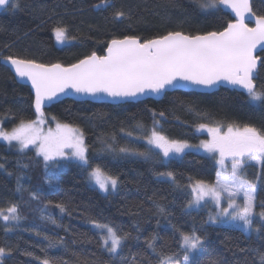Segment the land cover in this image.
Segmentation results:
<instances>
[{"label":"trees","instance_id":"16d2710c","mask_svg":"<svg viewBox=\"0 0 264 264\" xmlns=\"http://www.w3.org/2000/svg\"><path fill=\"white\" fill-rule=\"evenodd\" d=\"M201 2L110 0L113 6L104 7L101 0H21V8L4 10L0 13V28L3 29L0 30V120L3 128L12 130L20 120L36 118L30 88L19 84L1 63L4 56L16 55L40 63L68 66L92 52L104 55L113 38L135 35L143 40L171 30L202 34L219 30L232 19L222 9L202 10ZM252 4L254 11L264 13V0H253ZM117 10H123L131 18L114 19ZM56 24L68 29L70 43H57L52 31ZM260 56L264 59V52ZM256 83L264 86V71ZM44 112L84 132L90 162L118 176V188L115 193L103 194L90 185L86 172L79 168L46 170L33 150L21 152L0 141V164L3 165L0 168V208L7 209L15 204L21 216L19 223L8 228L0 219V247L12 249L4 264H39L35 257L44 258L45 255L66 264H76L77 258H99L103 264H124L122 260H111L102 251L99 233L89 224L88 218L112 223L131 233L122 253L128 258V264H132L133 256L138 264L141 260L159 264L158 254L161 253L182 256L180 234L193 230L205 239V249L196 257L198 264H210L214 259L222 264H243L245 260L247 264H259L256 252L241 249L264 253V230L256 236L239 228L208 226L207 210L187 208L191 199L188 177L210 184L216 180L218 167L209 156L188 151L180 158L161 163L158 159L113 153L107 149L106 142L113 147H142L137 140L150 133L156 119L158 131L169 139L198 145L210 138L199 132L201 123L213 127L250 124L264 129V106L254 105L243 93L221 88L212 94L175 91L167 93L160 101L146 99L118 105L66 99ZM160 112L164 113L163 118ZM137 125H143L144 132H140ZM128 132L133 138L127 136ZM250 169L251 174H260L264 180V170L260 168L257 174L256 169ZM166 171L175 173L182 187L156 175ZM46 172L59 178V189L46 182ZM33 193L39 199H34ZM61 202L68 205L71 215L61 214L54 206ZM261 202H264V187L260 183L258 208ZM157 205L165 209L163 214ZM42 216H52L57 224ZM202 226L207 228L206 232ZM153 235L157 237L155 253L146 243ZM45 237L62 238L64 244L49 249ZM25 252H32L34 256H27Z\"/></svg>","mask_w":264,"mask_h":264},{"label":"snow or ice","instance_id":"6c2138e0","mask_svg":"<svg viewBox=\"0 0 264 264\" xmlns=\"http://www.w3.org/2000/svg\"><path fill=\"white\" fill-rule=\"evenodd\" d=\"M101 3L104 7L113 6L110 0H101ZM22 6L21 0H0V8L5 11L17 10ZM199 6L204 11L226 10L232 15V19L226 21L221 29L202 34L171 30L143 40L135 35H125L123 39L113 38L107 45L105 55L92 52L68 66L61 63H40L35 59L16 55L4 56L5 66L10 67L19 82H30L33 90L32 108L36 118L20 120L11 131L0 127V139L10 146H17L21 152L26 149L35 151L46 170L79 168L86 172L90 183L102 192L111 194L117 190L119 177L90 162L85 135L78 126L62 123L53 116L50 119L55 127L45 129L43 126L49 119L45 116L46 107L65 97L96 100L111 97L127 101L139 100L142 96L166 95L171 89H217L222 86L243 91L251 103L264 106V86L256 83L260 79L261 71H264V59L256 55L258 48L264 51V13L258 14L253 10L252 0H202ZM113 17L117 20L131 18L123 10L115 11ZM52 31L58 43L68 42L66 27L56 24ZM155 116L154 112L153 117ZM159 116L163 118L164 113L160 112ZM158 125L159 121L154 119L150 133L139 137L149 146L146 151L113 147L107 142L106 147L109 151L124 156L134 154L146 160L158 158L161 163L184 155L186 149H202L216 159L221 171L217 173L215 184L188 177L187 187L190 189L191 199L187 208H199L213 203L217 211L214 215H209L208 226L227 223L242 228L249 234L262 233L264 202L259 204L260 210L257 211V183L246 179L244 170L246 167H259L264 170V129L250 124L234 123L213 127L201 123L198 129L206 130L211 138L201 141L199 145H191L186 141L169 139L157 131ZM137 127L143 128V125ZM127 136L131 137L132 133L128 132ZM13 142H16L15 145ZM2 167L0 164V168ZM156 175L166 177L177 187H182L172 171L158 172ZM257 181L264 187L261 177H257ZM46 182L57 189L61 187L55 174L46 172ZM32 196L39 199L36 193ZM238 199L242 202L237 203ZM222 202L226 206H222ZM48 203L52 204L51 201ZM54 206L61 214L71 215L67 204L61 202ZM157 208L161 214L165 212L163 207L157 205ZM257 218L259 225L255 223ZM0 219L5 222H18L21 219L18 206L11 204L7 209L0 208ZM42 219L57 224L52 216H42ZM88 222L98 230L102 251L111 260H122L124 264H128V258L123 257L122 253L131 233L124 232L112 223H101L92 218H88ZM202 228L207 231L204 226ZM36 235L39 236L40 233L37 232ZM45 239L49 249L64 244L62 238ZM156 240L157 237L153 235L146 242L153 253L156 252ZM180 246L182 256L158 254L159 264H198L196 257L204 251L205 239L195 230L181 233ZM241 251L256 252L259 264H264V253L255 249ZM11 252V248L0 247V264H4ZM25 255L34 256V253L25 252ZM35 259L39 264H66L63 260L48 258L46 255L44 258ZM131 261L132 264H138L135 256ZM76 264H103V261L99 258H77ZM139 264L148 262L141 260ZM210 264L222 262L214 259ZM243 264H247V260Z\"/></svg>","mask_w":264,"mask_h":264},{"label":"rangeland","instance_id":"374dc122","mask_svg":"<svg viewBox=\"0 0 264 264\" xmlns=\"http://www.w3.org/2000/svg\"><path fill=\"white\" fill-rule=\"evenodd\" d=\"M67 41L68 42H66V43H64V44H67V43H70V40L67 38ZM58 43V42H57ZM59 45H64V44H60V43H58ZM46 117H48L49 119L47 120V122H46V124L43 126L45 129H47L48 127H55V123L50 119V117H52V116H47V115H45ZM0 127H3V125H2V122H1V120H0ZM8 131H11V130H8ZM139 131L140 132H144V129H142V128H140L139 129ZM151 131V130H150ZM157 131H158V127H157ZM199 132L200 133H203V134H207L208 136H210V134L209 133H207V131L205 130V131H201V130H199ZM131 138H133V137H131ZM211 138V137H210ZM209 138V139H210ZM207 140V139H206ZM0 141L1 142H3V143H5V144H7L8 145V143L6 142V141H4V140H2V139H0ZM203 141V140H202ZM137 142H139V144L140 143H142V144H140V145H142V147L141 146H138L137 148H133V150H138V151H146L147 149H148V145H147V143H146V141L144 140V139H138L137 140ZM15 143L16 142H13V144L15 145ZM201 143V142H200ZM199 143V144H200ZM190 144V143H189ZM198 144V145H199ZM192 145V144H191ZM8 146H10V145H8ZM11 147H15L17 150H19L18 149V147L17 146H11ZM27 150H30V149H26V150H24V151H27ZM188 151H194V152H198V153H201V154H204V155H206V156H209L214 162H215V164L217 165V167H218V170H217V173L218 172H220L221 171V168H220V166H219V164L216 162V159H213L209 154H207V153H205L202 149H195V148H193V149H186L185 150V152H188ZM35 152V151H34ZM36 154V153H35ZM130 156H133V157H137V158H141V159H144L143 157H140V156H138V155H134V154H129ZM181 156H177V157H174V158H180ZM154 159H158V158H154ZM159 160V159H158ZM168 160H165L164 162H167ZM251 167H246V169L244 170V175H245V178L246 179H248V180H252L253 182H256L257 183V192H258V188H259V185H260V182H258L257 181V177H261L260 176V174L259 175H257V176H255L256 175V173L255 174H251V169H250ZM254 168V167H253ZM254 169H256V172H257V174L259 173V170H260V168L259 167H255ZM254 172V171H253ZM159 177H161V176H159ZM161 178H166V177H161ZM216 178H217V176H216ZM168 179V178H167ZM215 182H216V180H215ZM215 182L213 183V184H215ZM90 183V182H89ZM208 184H210V183H208ZM90 185L91 186H93V187H95V188H97L98 190H99V188L98 187H96L94 184H92V183H90ZM118 188V187H117ZM100 192H102L101 190H99ZM117 191V190H116ZM103 194H108V193H104V192H102ZM115 193V192H114ZM224 201H226V197H224ZM242 202V200L241 199H238L237 200V203H241ZM258 205V204H257ZM222 206H226V203H224V202H222ZM195 209H197V210H199V209H204V210H207L208 212H209V215L210 214H212V215H214L215 214V212L217 211V209H216V207H215V205L213 204V203H207L206 204V206H202V207H199V208H191V209H189V210H195ZM260 210V208H258L257 207V211H259ZM20 221V220H19ZM19 221L18 222H16V221H9V222H5L6 223V226H7V228L8 227H12L13 225H15L16 223H19ZM255 223L257 224V225H259V223H260V221H259V218H257L256 219V221H255ZM216 225H224V226H229V227H234V226H232V225H230V224H227V223H225V224H216ZM234 228H237V227H234ZM239 229H242V228H239ZM9 230H12V229H9ZM96 230V229H95ZM243 230V229H242ZM98 231V230H97ZM244 231V230H243ZM247 233V232H246ZM247 234H249V233H247ZM260 234V233H259ZM258 233H255V232H252L251 234H249V235H256V236H258L259 235Z\"/></svg>","mask_w":264,"mask_h":264},{"label":"water","instance_id":"95a60500","mask_svg":"<svg viewBox=\"0 0 264 264\" xmlns=\"http://www.w3.org/2000/svg\"><path fill=\"white\" fill-rule=\"evenodd\" d=\"M253 2V0H252ZM223 10V9H222ZM4 9L3 8H0V13L3 12ZM226 11V10H224ZM228 12V11H226ZM229 13V12H228ZM230 14V13H229ZM231 15V14H230ZM232 16V15H231ZM264 52V51H261L259 48L257 49V52H256V55L258 57H260L262 59V57L260 56V54ZM105 54H106V51H105ZM104 54V55H105ZM1 63L5 66L4 62H3V59L1 60ZM9 70H10V67L6 66ZM10 72L12 73V75L15 77L16 81L21 84V85H24V86H27L30 88L31 90V93L33 95V90L31 88V85H30V82H19L18 78L14 75L13 71L10 70ZM221 88H226V89H229V90H234V91H237L239 93H243L244 95H246L243 91H239V90H235L229 86H222L220 88H217V89H204V88H193V87H186V88H178V89H171L169 90L167 93H171V92H175V91H182V92H196V93H202V94H212V93H215L217 91H219ZM165 95H152V96H142L139 100H127V101H124V100H118V99H113L111 97H106L102 100H96V99H91V98H81V99H74L72 97H65L63 98L61 101L63 100H66V99H71V100H74V101H77V102H83V101H89V102H92V103H106V104H112V105H118V104H125V103H132V102H138V101H142V100H146V99H152V100H155V101H160L164 98ZM247 96V95H246ZM60 101V102H61ZM59 103V102H57ZM57 103H53L52 105L54 104H57ZM51 105V106H52ZM50 106V107H51ZM50 107H46L44 110L50 108ZM34 111V109H33ZM35 113V112H34Z\"/></svg>","mask_w":264,"mask_h":264}]
</instances>
